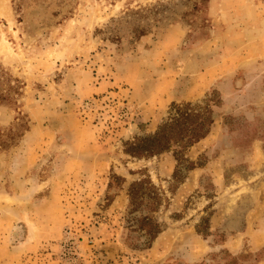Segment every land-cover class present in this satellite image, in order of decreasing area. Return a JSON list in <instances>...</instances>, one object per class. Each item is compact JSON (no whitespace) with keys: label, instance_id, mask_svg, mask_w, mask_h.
I'll return each instance as SVG.
<instances>
[{"label":"rangeland","instance_id":"1","mask_svg":"<svg viewBox=\"0 0 264 264\" xmlns=\"http://www.w3.org/2000/svg\"><path fill=\"white\" fill-rule=\"evenodd\" d=\"M177 106L210 133L126 152ZM189 162L220 175L183 190ZM139 181L160 199L128 223ZM145 214L165 224L149 248L126 229ZM247 222L264 227V0H0V264H264V231L220 246Z\"/></svg>","mask_w":264,"mask_h":264},{"label":"trees","instance_id":"2","mask_svg":"<svg viewBox=\"0 0 264 264\" xmlns=\"http://www.w3.org/2000/svg\"><path fill=\"white\" fill-rule=\"evenodd\" d=\"M206 112L207 114H204L201 110H190L188 106L183 108L177 106L174 115H172L168 122L160 126L157 132L137 138L135 142L129 143V148L126 152L136 158L159 155L171 151L175 146L188 148L210 133L214 120L211 112L209 110ZM177 160L179 161V157H177ZM189 163V167H187L188 170H192L196 167L193 163ZM182 180L184 179H181V182ZM144 189L149 190L150 194L153 193L155 199L159 198L158 192L154 191L153 187H147L145 181L132 184L129 189L130 209L128 211V223L133 219L132 216L138 209V204L141 203V200L150 196L149 194L147 195L146 191H143ZM140 221L141 223L138 226L132 224L128 225L126 229L129 232L141 231L145 237L143 247L149 248L165 230V224L153 219L149 214L141 216ZM196 227L197 232L206 237V232L201 230L198 226Z\"/></svg>","mask_w":264,"mask_h":264},{"label":"crops","instance_id":"3","mask_svg":"<svg viewBox=\"0 0 264 264\" xmlns=\"http://www.w3.org/2000/svg\"><path fill=\"white\" fill-rule=\"evenodd\" d=\"M260 161V152H259V147H256L255 150L253 151V154H251L250 158L246 161L249 164V168L251 170L256 168V164ZM216 168V164L214 163H207L205 167H201V168H197V169H193L190 171V173L188 174V176L186 177L185 181H183L180 185V188H182L183 190L187 189L188 187L193 189L194 186V175H198L201 173H205V172H212L213 176L215 177V180L218 178V176L220 175L218 169ZM248 225L247 230H245V232H242L240 234H234L231 237H229L227 240H225L223 242V244H221V247H227L230 251H238L242 244L243 241L245 239V236H250V244H252L253 241L256 240V235L257 234H261L264 231V227L263 226H257L254 227L252 226L253 223H246ZM251 224V225H250ZM211 229H216L217 224H215L214 218L212 217V219H210V225ZM194 232L196 234L197 237H199L200 235L197 233V231L194 229ZM252 236V237H251ZM201 247L198 250L197 253H199V256H197L195 259L192 260H188V261H195L196 259L200 258V256H202L203 254H205L208 250H209V245L208 242L205 241L204 239H201Z\"/></svg>","mask_w":264,"mask_h":264}]
</instances>
